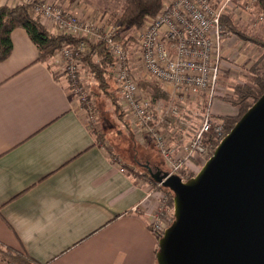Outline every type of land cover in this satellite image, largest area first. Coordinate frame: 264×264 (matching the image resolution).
<instances>
[{
  "label": "crops",
  "instance_id": "obj_1",
  "mask_svg": "<svg viewBox=\"0 0 264 264\" xmlns=\"http://www.w3.org/2000/svg\"><path fill=\"white\" fill-rule=\"evenodd\" d=\"M42 1L60 5L84 23H96L100 11L118 12L123 2ZM17 3L0 0V6ZM40 22L56 35L51 24ZM10 39L11 52L0 61V246L35 264H156L158 238L150 230V214L168 192L145 174L149 168L166 170L151 151L153 140L146 135L143 141L105 146L108 134L94 131L54 53L39 60L20 28ZM247 43L234 34L222 41L216 115L230 112L221 96L233 81L231 69L239 63L251 80L250 67L264 53ZM96 109L99 121L98 104ZM202 159H191L190 174ZM0 264L9 263L0 259Z\"/></svg>",
  "mask_w": 264,
  "mask_h": 264
},
{
  "label": "built area",
  "instance_id": "obj_2",
  "mask_svg": "<svg viewBox=\"0 0 264 264\" xmlns=\"http://www.w3.org/2000/svg\"><path fill=\"white\" fill-rule=\"evenodd\" d=\"M233 1L237 0H163L155 15L145 17L135 42L127 47L116 39L120 30L117 25L106 24L98 30L96 23H84L75 14H66L60 5L42 0H18V3L28 5L31 13L38 15L42 22L51 24L56 34L79 40L75 45H62L54 55L62 64L63 73L69 76L74 94L79 92L84 97V108L91 121L97 119V109L91 99V90L83 83V57L91 52L88 41L104 42L113 58L110 73L118 86L119 104L129 129L140 136L135 137L140 141L146 135L151 137L167 165L166 177L178 174L183 178L184 173L181 175L180 172L187 171L189 160L207 155L210 143L204 141L205 134L213 129V139L218 144L226 133L221 130L220 123L212 122L209 107L201 126L189 138L180 137V140H188L173 145L181 131L184 132L187 121L175 106L156 117L149 97L139 88L138 79L160 83L163 90L180 103L187 95H205L212 100L219 81L222 41L231 35L230 29L221 21V15ZM243 1L245 10L255 8V0ZM256 20L263 22L264 15L259 13ZM132 51L137 54L139 77L132 70ZM211 103L207 102L208 105ZM168 116L176 120L175 124L169 123ZM120 170L124 171L123 168ZM158 185L162 186L161 183ZM167 209L165 198L161 196L158 206L150 214L149 227L158 238L167 228L163 226L165 214L162 216L163 212L168 213Z\"/></svg>",
  "mask_w": 264,
  "mask_h": 264
},
{
  "label": "water",
  "instance_id": "obj_3",
  "mask_svg": "<svg viewBox=\"0 0 264 264\" xmlns=\"http://www.w3.org/2000/svg\"><path fill=\"white\" fill-rule=\"evenodd\" d=\"M148 170L174 194L156 264H264V93L193 176Z\"/></svg>",
  "mask_w": 264,
  "mask_h": 264
},
{
  "label": "rangeland",
  "instance_id": "obj_4",
  "mask_svg": "<svg viewBox=\"0 0 264 264\" xmlns=\"http://www.w3.org/2000/svg\"><path fill=\"white\" fill-rule=\"evenodd\" d=\"M243 0H237L236 2H230L228 5V7L225 9L224 13L222 15H228L230 16L231 22L233 23L234 26H236V28H238L239 30H243L245 32H248L249 34H253L256 36H263L264 35V21L263 22H258L257 16L259 15L260 12H258V10L256 8L253 7L252 10H245L243 8V6L245 5V3H243ZM123 4V2H122ZM122 7V5H121ZM121 9V8H120ZM120 11V10H119ZM118 11V12H119ZM100 15H99V19H96V24L98 25V30H101L104 25H110L113 24L110 20H109V14L110 12H116V11H110V10H104V11H100ZM117 13V12H116ZM221 15V17H222ZM225 24V23H224ZM143 25V24H142ZM142 25L138 28H129V29H122V27H120V32H118L117 36L119 35L121 38H123V41H125L126 44L130 43V40L132 41L128 46H130L131 44H133V42H135V36L137 34V32L141 29ZM226 25V24H225ZM228 27V25H226ZM229 28V27H228ZM230 29V28H229ZM231 31V30H230ZM234 34L231 31V35ZM58 35V34H56ZM230 35V36H231ZM235 35V34H234ZM61 36V35H60ZM67 36V35H65ZM236 36V35H235ZM129 38V39H128ZM236 38H239L238 36H236ZM128 39V41H127ZM240 39V38H239ZM245 41V40H243ZM247 43V41H245ZM249 43V42H248ZM247 43V44H248ZM252 45V43H250ZM65 45V44H64ZM230 56V55H228ZM228 58V57H227ZM229 59V58H228ZM131 66H132V70L134 71V73L137 75V73L139 72V67L137 65V54L135 52L132 51L131 53ZM256 64L254 65V67H250V69L255 68V70L257 71V69H259V73H262L264 75V53L261 54L260 58L256 60L255 62ZM235 65V64H234ZM239 63H236V67L230 72L231 76V81L232 83L228 86L227 91L224 95L221 96V99L223 101L227 102V106L228 109H230V112L228 114H221V115H216V102L214 101L217 98L218 95V91L215 92L212 100H208V98L205 95H200V96H186L185 100L182 101V103L176 101V99H173V97H171V95L169 93H166V91L163 90V88L161 87L162 85H160V83L158 82H152V83H147L142 81L141 79H138V85L139 88H141L144 92H146L147 97H149L150 99V103L152 108L154 109V113L156 115V117H161L164 113H166V110L168 109V111L170 110L171 107H177L180 116L187 121V126L183 129L184 132L181 131V134L179 136L181 138L184 137H190L195 130H197L203 120L204 117L203 115L206 113V111H209V107H210V116L212 118V122L214 124H221L222 128L221 130L223 131V133H228L229 131H227L225 123H224V117L225 118H231V119H235L237 120L239 118V110L238 107H234L230 101V99L234 98V89L235 86L237 84H244V83H248L250 84V76L248 78H246V76L248 75V69L242 68L240 66H238ZM83 66V73H82V78H83V83L85 85V87H87L88 89L91 90V99H94V101L96 102V104L99 105V110H100V117H99V121H98V117L95 121H91L89 120V122L95 126L96 129H94V131L97 134H100L102 136L106 135V133L108 134L107 138L104 142H102L105 146L110 145V144H114L115 141H121L122 144H127V141L130 140V142H135L136 138L135 137H140L138 135H135L134 132H131V130L128 127V124L125 120V115H123V112L121 111V107L118 109V111L115 110V106L112 104V101L107 97V95L102 91L101 88H99V84L97 82V80L94 78V76L92 77L85 69L84 64H82ZM221 68V65H220ZM111 71V70H110ZM85 74V75H84ZM235 76H237L235 78ZM137 77H139V74L137 75ZM235 79H232V78ZM228 79H223V81H226V84L228 83V80L230 79L229 77H227ZM109 88L107 89L108 91H114L113 89H115V82H113V79L110 75L109 78ZM117 87V86H116ZM155 87L158 88V92H154ZM73 85L72 82H70V89H73ZM217 90H218V86H217ZM159 93L161 95H159ZM116 94L118 96V102H119V90L117 89ZM76 98L77 100L82 103L85 102L84 101V97L82 95H80V93H76ZM86 96V95H85ZM207 102H212L211 105L207 104ZM215 102V103H214ZM180 104H182V106H179ZM120 105V104H119ZM241 117V116H240ZM174 118L172 116H168L167 120L169 121V123L175 124L174 122H176V120H173ZM235 124V122H234ZM233 124V125H234ZM123 125H125L126 127H124ZM166 128H168L167 126H165ZM233 127V126H232ZM168 130V129H167ZM95 133V134H96ZM209 133H211V137L213 138L215 131L212 129V131H210ZM96 134V135H97ZM207 134V133H206ZM181 140L179 142V144L181 142H185L188 140ZM178 139V138H177ZM154 144V143H153ZM173 145L175 144V141L172 143ZM217 145V144H216ZM155 147V146H154ZM210 147V146H208ZM156 149V147H155ZM152 153H155L160 156L161 158V162L163 163V158L160 155V153L156 150H154L152 148ZM157 155V157H158ZM206 158L204 157L202 160H204V162L200 165L202 166L205 163ZM141 161H144V159H140ZM193 163L191 162V160H189L186 163V166L188 165H192ZM165 168H167L166 164H162ZM199 165H195L194 167V172L196 174V172L201 168ZM131 167V166H129ZM139 167V166H137ZM140 168V167H139ZM143 172H145L146 170H144L143 168H140ZM189 171H185V174H190ZM146 176L149 177V175L147 174V172L145 173ZM192 175V174H190ZM194 175V174H193ZM192 175V176H193ZM183 179H187L189 178V176H186V178H184V174L182 175ZM150 178V177H149ZM158 187H162L160 185H158ZM164 191L168 192V195L164 196V194H162L161 196H163L165 198V202L168 206L167 212L165 213L163 212V215L165 214V222L163 224V226H167L169 227L172 222L174 221V215H173V205H172V200H171V196L173 198L174 194L173 192L164 187L163 188ZM2 247V246H0Z\"/></svg>",
  "mask_w": 264,
  "mask_h": 264
},
{
  "label": "trees",
  "instance_id": "obj_5",
  "mask_svg": "<svg viewBox=\"0 0 264 264\" xmlns=\"http://www.w3.org/2000/svg\"><path fill=\"white\" fill-rule=\"evenodd\" d=\"M162 3L163 0H123L120 11L117 13L110 12L109 20L114 25L122 27L123 30L138 28L143 24L146 16H153L160 10ZM254 6L258 12L264 15V0H255ZM231 19L230 16L225 14L221 17V21L228 25L232 33L238 36L241 40L252 43L264 51V35L261 37L239 30L233 25ZM15 28L23 29L26 32L30 40L36 46L39 53L38 59L41 61H48L53 53L62 45H75L79 41L72 36L55 35L48 31L40 22L39 16L32 14L30 7L24 3L19 2L12 7L6 5L0 6V61L7 58L11 52L12 42L10 39V32ZM116 39L119 42H122L125 47L132 42L130 40V43L126 44V40L123 41V38L119 35H116ZM88 44L91 48V52L83 57L85 61V69L92 77L94 76L99 84L98 87L102 89L112 101L115 110L118 111L120 105L116 94L118 89V87H116L117 85L115 86V89H113L114 91L110 92L107 90L110 85V70H112L114 65L113 58L107 51L104 42L92 40L88 41ZM259 71V69L256 71L255 68H252V73L254 74L251 76V83L237 84L234 89V98H229L230 103L234 107H238L240 113L239 118L246 112L252 103L264 93V75L259 73ZM158 91V88L155 87L154 92ZM159 95L161 94L159 93ZM223 119L227 131H229L234 122L238 120L235 119L234 121V119L225 117ZM211 136L212 135L209 132L204 136V141L210 143L209 151L207 155L204 156L206 159L211 156L217 144V141ZM148 175L150 179L153 180L150 174ZM154 183L157 185V182L154 181ZM161 188L164 187L162 186ZM0 259L9 264H35L34 261L28 258L25 254H20L10 247H0Z\"/></svg>",
  "mask_w": 264,
  "mask_h": 264
},
{
  "label": "bare ground",
  "instance_id": "obj_6",
  "mask_svg": "<svg viewBox=\"0 0 264 264\" xmlns=\"http://www.w3.org/2000/svg\"><path fill=\"white\" fill-rule=\"evenodd\" d=\"M113 81L115 82V80L113 79ZM115 84H116V82H115ZM117 85V84H116ZM118 87V86H117Z\"/></svg>",
  "mask_w": 264,
  "mask_h": 264
}]
</instances>
